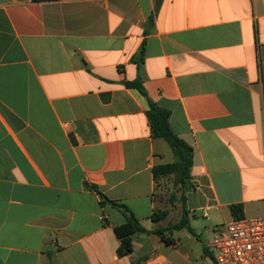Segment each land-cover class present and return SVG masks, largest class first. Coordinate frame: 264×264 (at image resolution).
<instances>
[{
	"label": "crops",
	"instance_id": "1",
	"mask_svg": "<svg viewBox=\"0 0 264 264\" xmlns=\"http://www.w3.org/2000/svg\"><path fill=\"white\" fill-rule=\"evenodd\" d=\"M147 99L193 150L203 260L231 205L264 217V0H0V264H134L114 229L163 211L174 161Z\"/></svg>",
	"mask_w": 264,
	"mask_h": 264
},
{
	"label": "trees",
	"instance_id": "2",
	"mask_svg": "<svg viewBox=\"0 0 264 264\" xmlns=\"http://www.w3.org/2000/svg\"><path fill=\"white\" fill-rule=\"evenodd\" d=\"M32 2H45L52 0H31ZM126 87L136 89L141 95L146 97V94L138 81L126 82ZM148 109L146 111V116L149 121L150 132L153 138L162 139L166 142L174 156V161L172 163L155 166L152 169L153 176L155 179L160 177H172V184L175 188L180 189L181 192V206H182V216L180 222L175 226L178 229L186 228L190 233L194 234V231L188 226L187 222V212L185 210V192L191 188L189 184L190 169L193 164V150L192 148L174 134L169 125L170 113L164 108L157 106L155 103L147 99ZM102 202L108 201L102 196ZM176 198L174 193H171L170 199L174 201ZM230 211L235 219L242 218V206L240 204L231 205ZM167 215V211H157L151 216L152 221H157L164 218ZM116 236L120 240V245L116 250L118 257H124L131 254L133 251L132 235L138 232H145V229L141 224L133 217L127 218V223L118 226L114 229ZM160 234V238L166 244L171 243V241L162 235V233L155 231Z\"/></svg>",
	"mask_w": 264,
	"mask_h": 264
},
{
	"label": "rangeland",
	"instance_id": "3",
	"mask_svg": "<svg viewBox=\"0 0 264 264\" xmlns=\"http://www.w3.org/2000/svg\"><path fill=\"white\" fill-rule=\"evenodd\" d=\"M165 144L168 150H171L166 142ZM171 193H174L176 196L174 201L170 199ZM157 196L163 202V208L161 210H166L167 215L157 221L148 220L142 222V227L145 229V232H138L132 237L133 255L131 260L134 264H138L148 258L161 255L174 264H186L183 255L189 254L192 256L198 250L199 245L190 237L186 229H178L175 227L180 222L182 216L181 192L180 189L173 186L171 176L159 181L157 185ZM155 231L162 233L164 237L168 235L179 237L180 245L177 249L168 246L161 240L160 234Z\"/></svg>",
	"mask_w": 264,
	"mask_h": 264
},
{
	"label": "built area",
	"instance_id": "4",
	"mask_svg": "<svg viewBox=\"0 0 264 264\" xmlns=\"http://www.w3.org/2000/svg\"><path fill=\"white\" fill-rule=\"evenodd\" d=\"M214 230L205 258L188 264H264V217L233 219ZM140 264L173 263L155 256Z\"/></svg>",
	"mask_w": 264,
	"mask_h": 264
},
{
	"label": "water",
	"instance_id": "5",
	"mask_svg": "<svg viewBox=\"0 0 264 264\" xmlns=\"http://www.w3.org/2000/svg\"><path fill=\"white\" fill-rule=\"evenodd\" d=\"M127 215H128V216H130V214H129V213H127Z\"/></svg>",
	"mask_w": 264,
	"mask_h": 264
}]
</instances>
